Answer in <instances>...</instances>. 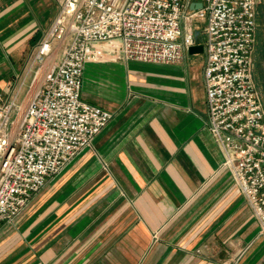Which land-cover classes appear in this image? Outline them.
I'll use <instances>...</instances> for the list:
<instances>
[{
    "label": "crops",
    "instance_id": "crops-1",
    "mask_svg": "<svg viewBox=\"0 0 264 264\" xmlns=\"http://www.w3.org/2000/svg\"><path fill=\"white\" fill-rule=\"evenodd\" d=\"M58 10V0H0V97L21 89L22 110L28 63ZM204 66L189 50L172 64L87 62L82 98L113 119L18 230L2 228L0 264H264L259 224L207 126Z\"/></svg>",
    "mask_w": 264,
    "mask_h": 264
},
{
    "label": "built area",
    "instance_id": "built-area-1",
    "mask_svg": "<svg viewBox=\"0 0 264 264\" xmlns=\"http://www.w3.org/2000/svg\"><path fill=\"white\" fill-rule=\"evenodd\" d=\"M58 1L27 66L33 87L27 107L19 104L21 89L0 97V231L113 119L82 98L87 62L113 55L179 63L198 46L205 55L207 126L264 237V101L254 78L262 0ZM56 51L60 60L42 73Z\"/></svg>",
    "mask_w": 264,
    "mask_h": 264
},
{
    "label": "rangeland",
    "instance_id": "rangeland-1",
    "mask_svg": "<svg viewBox=\"0 0 264 264\" xmlns=\"http://www.w3.org/2000/svg\"><path fill=\"white\" fill-rule=\"evenodd\" d=\"M258 11H259V27H258V36H257V46L255 52L254 78L264 101V0H262ZM16 220L12 224L5 225L4 227L8 226L9 228L14 229L16 226Z\"/></svg>",
    "mask_w": 264,
    "mask_h": 264
},
{
    "label": "water",
    "instance_id": "water-1",
    "mask_svg": "<svg viewBox=\"0 0 264 264\" xmlns=\"http://www.w3.org/2000/svg\"><path fill=\"white\" fill-rule=\"evenodd\" d=\"M200 3H197L195 6H192V7H195V8H198L200 7ZM198 52H203L202 48L198 47V46H193L191 48H189V53L193 54V53H198Z\"/></svg>",
    "mask_w": 264,
    "mask_h": 264
}]
</instances>
